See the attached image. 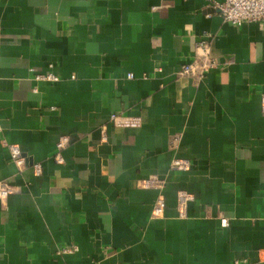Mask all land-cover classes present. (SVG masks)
Returning <instances> with one entry per match:
<instances>
[{"label":"crops","instance_id":"1","mask_svg":"<svg viewBox=\"0 0 264 264\" xmlns=\"http://www.w3.org/2000/svg\"><path fill=\"white\" fill-rule=\"evenodd\" d=\"M223 1L0 0V264H264V25ZM202 40L217 65L180 76Z\"/></svg>","mask_w":264,"mask_h":264},{"label":"built area","instance_id":"2","mask_svg":"<svg viewBox=\"0 0 264 264\" xmlns=\"http://www.w3.org/2000/svg\"><path fill=\"white\" fill-rule=\"evenodd\" d=\"M216 7H219L222 11V16L226 21L231 22L234 25L240 26L246 21L260 22L264 25V0H224L222 3H215ZM217 65V61L212 54L211 45L208 41L202 40L197 45L196 57L184 63L178 70L180 76H194L198 79H202L206 72L214 68ZM35 74L36 80H47V81H57L59 77L53 72H42L37 71L35 68L31 69ZM129 77H133L129 73ZM262 110L264 112V95L261 98ZM111 120L120 126L131 125L139 123V119L124 115L120 112H113L110 116ZM69 136L62 137L58 144V152L55 156L57 161L63 160V155L61 153L65 145L70 141ZM11 157L14 159L16 165L22 169L26 163V159L23 155L22 149L19 144L10 143L4 141ZM191 164L189 161L182 158H175L171 163V169L186 171L189 170ZM35 172L40 174L42 172L41 165L36 163L34 165ZM164 181L147 179L143 181L145 187H162ZM12 192V185L6 180H0V199L7 198ZM194 196L184 190H180L178 193L179 202V216L186 217L187 203L192 201ZM166 207V200L164 197L160 196L157 198L156 203L152 210V217H160L164 214ZM220 224L222 227H228L230 225V220L226 216L220 217ZM76 247H65L64 251H73ZM236 264H240L236 262Z\"/></svg>","mask_w":264,"mask_h":264}]
</instances>
